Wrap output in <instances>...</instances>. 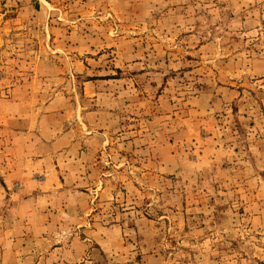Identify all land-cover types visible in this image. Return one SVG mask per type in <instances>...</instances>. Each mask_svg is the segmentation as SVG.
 Returning a JSON list of instances; mask_svg holds the SVG:
<instances>
[{"label":"rangeland","instance_id":"obj_1","mask_svg":"<svg viewBox=\"0 0 264 264\" xmlns=\"http://www.w3.org/2000/svg\"><path fill=\"white\" fill-rule=\"evenodd\" d=\"M0 264H264V0H0Z\"/></svg>","mask_w":264,"mask_h":264}]
</instances>
